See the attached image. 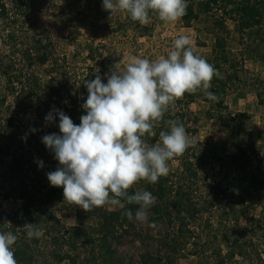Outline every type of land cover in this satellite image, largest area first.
<instances>
[{"label": "trees", "instance_id": "16d2710c", "mask_svg": "<svg viewBox=\"0 0 264 264\" xmlns=\"http://www.w3.org/2000/svg\"><path fill=\"white\" fill-rule=\"evenodd\" d=\"M186 3L183 20L187 26L204 15L217 12L222 20L233 21L242 35L255 28L259 31L264 29V0H186ZM36 4L37 0H0V82H3V86L0 85V107L10 105V101L15 110L14 115L0 118V233L11 232L17 236L13 245L17 264H124L118 247L128 236H134L143 245H149L151 241L157 243L156 255L146 254L144 264H171L170 255L185 250L189 245L195 246L197 251L195 241L198 235L190 226L201 211L195 203L202 180L196 163L208 161L220 170L234 171V187L238 192L236 199L242 203L250 198L263 201L264 167L261 164L264 156L258 161L259 165L253 167L254 157H259L263 148L249 131L242 133V145L234 154L221 155L209 144L198 143L199 147L191 145L181 155L177 173L170 172L155 184L142 180L128 190L129 194H135V191L143 189L156 197L147 215L149 225L165 229H159L157 236L139 230L131 219L122 214L124 209L110 210L106 205L85 212L78 205L64 201L63 188L51 186L47 178L49 172L59 167V162L54 152L42 142L45 135L61 134L59 116L56 112L53 114L55 126L50 132H44L40 124L25 125L22 113L35 101L44 99L48 110L55 106L79 125L76 111L86 102L88 95L84 82L94 80L99 75L102 82L107 83V77L114 68L117 69L119 61L117 52L110 46L111 25L91 18L102 12L103 0H68L66 6L59 7L54 15L55 22L69 28L76 23L90 21L91 41H74L73 47H77V53L79 50L86 53V59L92 64L80 82L66 80L67 60L57 52L51 27L41 26L34 21ZM153 17L154 14L150 13V20ZM120 19H123L119 22L121 31L143 27L127 13L122 12ZM217 25L225 31L224 22L218 21ZM261 42L264 45V39ZM216 44L212 65L219 75L214 76L208 91L215 93L218 100H209L203 91L186 93L170 106L163 120L156 125V135L144 137L149 145L159 142L160 131H169L166 121L170 119L181 123L188 135L196 133L197 130L191 126L189 109L197 101L212 103L219 113L226 109L225 99L234 80L224 76L225 69L235 61L226 51L224 38L217 36ZM262 62L264 64V55ZM37 66L46 68L47 78H40L36 74ZM57 75L62 79H58ZM68 84H73L74 89L67 90ZM248 118L247 113H241L237 119L243 122ZM228 185L225 191L222 184L209 183L207 187L222 189L221 192L229 196L232 188ZM10 201L20 203L15 212H8L3 206L4 202ZM122 203L133 212L132 219L135 220L134 214L139 206L129 205L123 199ZM67 205L76 210L77 224L62 232L61 220L56 212ZM87 214L94 219V225L88 226L84 222L83 217ZM26 223L42 229L43 236L29 239L24 228ZM223 241L228 245V252L224 256L219 252L217 264H227L236 257L246 256L239 239H232L225 232Z\"/></svg>", "mask_w": 264, "mask_h": 264}, {"label": "rangeland", "instance_id": "374dc122", "mask_svg": "<svg viewBox=\"0 0 264 264\" xmlns=\"http://www.w3.org/2000/svg\"><path fill=\"white\" fill-rule=\"evenodd\" d=\"M67 1L37 0L34 21L41 26L51 27L57 52L67 60L66 80L80 82L92 62L86 59V53H82L81 50L77 53V47H73V42L91 41L92 27L89 25L90 21L85 24L76 23L69 28L55 22L54 15L57 14L59 7L66 6ZM101 9L100 14L91 18L101 24L111 25L110 46L117 52L116 58L119 61L117 70H123L128 57L146 58L150 61L160 57L166 58L172 50L173 41L180 35H188L193 41L195 54L205 58L212 65L217 48L216 38L217 36L224 38L226 51L235 61L225 69L224 76L232 77L234 80L230 83L231 87L225 99L226 109L219 113L215 111L212 103L201 100L191 105L189 109L191 126L197 130L193 135L189 133L193 140L191 145L199 147L198 143L209 144L221 155L234 154L242 145V133L249 131L254 134L256 142L263 148L260 149L259 157H254L253 167H257L258 161L264 156V64L262 62L264 45L261 42L264 39V29L259 31L255 28L242 35L233 21L222 20L221 15L214 12L202 16L198 21H193L191 26L185 24L183 17L178 22L165 23L154 14L149 23L142 25V28L121 31L119 22L123 19L119 20V16L122 12L111 16L103 6ZM82 10H85V7H82ZM218 21L225 23V31L217 25ZM35 72L40 78H47L45 67L37 66ZM57 78L62 79L58 75ZM0 85L3 86L2 81ZM68 85L67 90L74 89L73 84ZM44 102V99L35 101L26 112L22 113V120L25 125L40 124L44 132H50L55 126V118L48 122L45 117L50 112L54 114V110L57 109L51 106L48 110ZM9 104L0 107V118L4 119L15 114L10 101ZM76 113L80 123V117L85 115L86 111L79 106ZM241 113H247L249 118L239 122L237 118ZM180 157L181 155L168 162V174L179 171ZM196 166L202 180L200 189L195 195V203L201 211L197 220L190 226L198 235L195 241L197 251L195 246L189 245L185 250L170 255L171 264H217L219 252L222 256L228 252V245L223 241L225 232L232 239H239L246 252V256L236 257L227 261V264H264V199L261 201L258 198H250L242 203L241 200L236 199L238 192L234 187L236 181L234 171L220 170L218 166L208 161L196 163ZM261 166L264 167V162ZM209 183L222 184L224 191L230 184L232 192L226 196L221 192L222 189L207 187ZM3 206L6 211L15 212L20 203L4 202ZM107 207L110 210L119 209V207ZM56 214L61 220L62 232L77 224L76 210L69 205L57 209ZM148 219L143 223L136 219L131 221L139 230L148 231L152 236L160 234L159 229L165 231L163 227L156 229L150 226ZM83 220L88 226L95 224L89 214L83 217ZM157 247L155 241L143 245L134 236H128L118 249L125 260L124 264H144L146 254L155 256Z\"/></svg>", "mask_w": 264, "mask_h": 264}, {"label": "clouds", "instance_id": "9594fccd", "mask_svg": "<svg viewBox=\"0 0 264 264\" xmlns=\"http://www.w3.org/2000/svg\"><path fill=\"white\" fill-rule=\"evenodd\" d=\"M104 10L111 16L127 13L133 21L146 25L150 13L165 23L178 22L185 14L186 0H103ZM193 41L180 35L173 41L167 57L154 61L128 57L123 70L114 68L103 83L99 75L85 81L86 111L80 124H74L63 111L59 116L60 135H45L42 142L52 150L59 167L47 174L51 186L62 187L64 201L78 205L85 212L111 206L124 209L123 215L133 218L127 204L139 207L134 218L148 219V209L156 197L139 189H129L140 181L155 184L169 172L168 162L182 155L193 143L184 126L167 120L169 131L159 132V142L149 145L145 136H155L156 125L163 120L170 106L186 93L203 91L211 101L215 93L207 91L218 71L207 60L196 55ZM50 112L45 120L53 121ZM34 131V129H33ZM41 166H42V162ZM150 226H155L154 224ZM29 239H39L43 230L26 223ZM17 236L0 233V264H17L13 245Z\"/></svg>", "mask_w": 264, "mask_h": 264}]
</instances>
